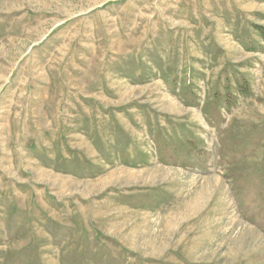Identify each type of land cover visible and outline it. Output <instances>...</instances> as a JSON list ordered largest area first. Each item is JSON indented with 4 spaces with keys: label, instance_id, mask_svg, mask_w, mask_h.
Here are the masks:
<instances>
[{
    "label": "rangeland",
    "instance_id": "374dc122",
    "mask_svg": "<svg viewBox=\"0 0 264 264\" xmlns=\"http://www.w3.org/2000/svg\"><path fill=\"white\" fill-rule=\"evenodd\" d=\"M0 264H264V0H0Z\"/></svg>",
    "mask_w": 264,
    "mask_h": 264
},
{
    "label": "crops",
    "instance_id": "0c3cea01",
    "mask_svg": "<svg viewBox=\"0 0 264 264\" xmlns=\"http://www.w3.org/2000/svg\"><path fill=\"white\" fill-rule=\"evenodd\" d=\"M148 136V135H147ZM155 147H157V146H155Z\"/></svg>",
    "mask_w": 264,
    "mask_h": 264
}]
</instances>
